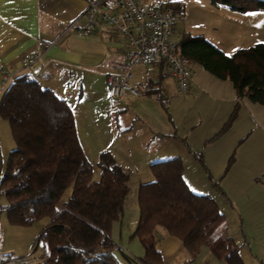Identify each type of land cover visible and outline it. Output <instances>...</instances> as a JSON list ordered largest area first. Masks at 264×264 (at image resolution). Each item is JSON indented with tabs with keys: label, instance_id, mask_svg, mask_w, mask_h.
I'll return each mask as SVG.
<instances>
[{
	"label": "trees",
	"instance_id": "obj_1",
	"mask_svg": "<svg viewBox=\"0 0 264 264\" xmlns=\"http://www.w3.org/2000/svg\"><path fill=\"white\" fill-rule=\"evenodd\" d=\"M209 2L238 12L264 11V0ZM177 50L215 77L229 80L238 97L264 105V42L228 55L203 35L182 31ZM236 113L237 105L216 135ZM0 116L7 121L13 139L0 172V196L5 199L0 214L5 212L9 224L24 227L47 218L38 236L43 245L37 264H163L155 247L157 226L180 239L191 252L207 245L226 264H244L231 236H213L223 219L218 203L188 187L179 157L152 162L154 179L138 186V217L131 237L140 240L144 255L134 257L111 236L113 223L123 216L129 173L103 150L97 157L99 178L92 179V164L78 139L70 105L24 73L13 77L3 90ZM184 144L204 167L201 154ZM208 179L223 195L219 182L210 175ZM68 187L69 196L60 202Z\"/></svg>",
	"mask_w": 264,
	"mask_h": 264
},
{
	"label": "crops",
	"instance_id": "obj_2",
	"mask_svg": "<svg viewBox=\"0 0 264 264\" xmlns=\"http://www.w3.org/2000/svg\"><path fill=\"white\" fill-rule=\"evenodd\" d=\"M88 1L0 0V78L7 72L10 74V82L16 75L28 73L42 87L51 89L57 96L63 98L70 105L74 114V104L69 102V99H73V101L75 99L72 94L73 85H71V83L73 84L72 77L75 75L72 74L71 70L80 74L81 71L88 73L96 69L104 77L105 82L106 74L113 70L108 62L124 60L127 54L125 38L104 24H98L87 35L78 32L77 28L85 24V17L82 16V12ZM211 7L223 13L222 17L231 19L232 26L239 31L236 33L233 29V33H236L234 38H237L227 41V44L219 39L220 42L214 36L212 38L206 33L201 34L224 53L228 54L238 48L264 42V11L238 12L223 6ZM73 20H75V26L66 30L67 25ZM180 29L179 26L178 30ZM216 29L217 27L213 26L212 30L216 31ZM38 40L52 41L53 44L45 50L41 64L24 68L23 62L27 57L36 52L44 51V48L38 45ZM200 68H202L200 64L193 61L190 63V88L186 93L181 94L160 65L146 66L149 74L143 80L133 78L144 84L145 92L132 98L124 96L119 100H112L119 108L125 107V105L136 108L146 99L147 95L153 93L159 102H168L169 118L166 121L168 125L164 123L161 128L156 126L139 128L134 123L139 114L133 110L130 116L132 121L129 125L120 128L122 129L119 130L121 134L115 132L106 138L105 145L116 161L118 159L114 150L121 151V155L126 156V158L121 156L120 161H149L151 164L154 161L179 157L181 161H187L189 165L186 169L184 164L182 171L188 187L196 193L210 196L215 200L217 197L222 198V195L216 193L212 188L208 175L212 178L218 177L220 172L217 171H221L222 164L216 165L215 161H226L229 149L227 150L225 145L215 143L217 140H212V137L220 129L221 124L235 105L237 108L239 107L238 116L247 113L252 116V110L261 111L264 109L260 106L262 104L257 105L246 97H238L229 80L209 79ZM86 76L84 73L76 75L74 85L78 82L83 85ZM132 76L131 70V78ZM245 98L246 101L243 100ZM79 100L80 96L75 102L77 106H79ZM182 102L186 104L183 105ZM174 117L176 118L174 119ZM187 117H190V121H186ZM0 124H2V131L5 133L3 130L5 125ZM89 136L90 133L85 131L84 138L87 141ZM78 139L85 153L79 135ZM93 143L96 147L99 144L103 146L98 137ZM140 143H142L141 148H139ZM184 143L188 144L191 151L201 154L204 163V167L201 165L203 168L189 153ZM114 144L116 145L113 150ZM103 149L105 148H96L98 152ZM137 151H150V153L144 152L141 156L140 153L133 156ZM2 158L3 153L0 146V161ZM150 164L143 173H139V184L151 182L154 179ZM257 177L255 175L248 177V179L245 178L243 182L234 178V180L232 179L233 182H230L231 177H226L225 174V178L221 180V185L219 183L226 199L233 202L243 200L238 209L242 242L237 245L238 254L244 264L247 263L246 259L249 260L248 264H264V196L261 195V191H264L262 189L264 182ZM256 179L258 180L256 181ZM255 182L259 184V194L247 187V184L253 185ZM120 223H118L119 229L121 228ZM9 226L10 231L23 233L18 231L22 230L23 226L11 224ZM169 245L179 247L183 243L176 236L171 235L167 237L164 247ZM9 251V249L3 251L4 256L2 255L1 262L5 259L17 261L12 260ZM30 252L28 250L25 252L26 255L22 256L26 257V260L19 261L30 263ZM222 261L224 262L222 264H226L224 260Z\"/></svg>",
	"mask_w": 264,
	"mask_h": 264
},
{
	"label": "rangeland",
	"instance_id": "obj_3",
	"mask_svg": "<svg viewBox=\"0 0 264 264\" xmlns=\"http://www.w3.org/2000/svg\"><path fill=\"white\" fill-rule=\"evenodd\" d=\"M166 3H180L183 5V13L181 17L177 19V24L181 29L176 32V39H178L182 31L191 35H201L206 33L209 37L213 38L214 36L217 40L220 39L225 42V44H227V41L237 38H234V34L239 31L237 28L232 26L231 19L228 17H222L223 13H220L218 10L212 8L209 0L147 1V4L150 7H158ZM213 26L217 27L216 31L212 30ZM233 29L236 33H233ZM232 53L233 52L228 54L230 55ZM200 69L205 73L206 76L209 77V79H219L202 68ZM71 71L75 76L81 75L82 73L87 75L83 85H81L79 82L74 85L76 81L74 79L75 76L72 77V94L75 96V99L74 101L73 99H69V102L74 104V118L76 123L75 127L77 129L79 138H81V141L84 145L86 153L85 155L92 164V179L96 180L99 178L100 173L99 166L97 165L98 154L103 150L109 151L106 149L105 145L106 138H109L115 132L121 134L119 130L122 129L120 128L127 127L132 121L130 120V116L133 110L139 114V117L134 120L135 125H138L139 128H144L145 126H156L157 128H161L164 123H167L168 125V122H166L169 118V109L167 108L168 102H159V100L155 98V95L151 93V95H147L146 99L141 104H138L136 108L126 107L127 105H125V107L119 108L115 105V101L108 96L105 90L104 77L101 76L99 71H96V69L88 73L81 71L79 72L80 74H77L73 70ZM132 73V79L134 78L138 80H143L144 77L149 74L146 66L141 64L133 66ZM79 96V106H77L75 102L78 100ZM243 100L246 101V98ZM182 104L185 105L186 103L182 102ZM256 104L260 105L258 103ZM260 106L262 109H264V105ZM238 108L236 116L230 121L229 126L223 132L219 133L218 135L214 134L212 137V140H217L215 143H220L222 146L225 145L227 150L229 149L227 152L228 155L226 161H215L216 165L222 164L221 171H217L220 172L219 175H217L218 177H213L214 180H217L220 183V185L221 180L225 178V174L226 177H231L230 182H233L232 179L234 180V178H236L235 180L237 181L243 182L245 178L248 179V177H254L255 175L258 176V179L260 178L262 182H264V110L260 111L254 109L251 113L252 116H250L248 113L238 116ZM230 113L227 115L220 128ZM175 118L176 117H174V119ZM0 121V123L5 125L3 129L5 130V133H3L2 124H0V146L3 153V158L0 161L1 172L7 159L9 150L13 147V139L7 121L1 116ZM186 121H190V117H187ZM219 130L220 129H218V131ZM85 131L90 133L88 141L84 138ZM218 131H216V133ZM96 137L99 138L104 147L102 144H99L97 147L94 145L93 142H95ZM115 145L116 144L113 145L112 149L115 148ZM139 145V148H141L142 143ZM96 148L105 149L98 152ZM144 152L146 154L150 153V151H137L133 156H136L139 153L141 156ZM114 154L118 159V161H116V159L115 161L121 166V168L129 173V190L125 197L124 212L122 220L120 221L121 228L119 229V222H114L111 236L114 240V243L122 250L129 252L134 257H142L144 255V247L140 240L137 237H131V234L138 217L137 190L139 186V175L148 168L147 166H149L150 163L149 161H120L121 156H123V158H126V156L121 155L122 152L118 150H114ZM184 164L187 169L189 166L187 161H182V166H184ZM258 179H256V181ZM253 185L247 184V187L259 194L260 192L258 182H255ZM262 189H264V187H262ZM69 194L70 187H68L63 192L60 202L64 201L69 196ZM261 195L264 196V191H261ZM215 200L218 202V207L223 215V219L218 225L216 231L213 233V236L217 238L231 236L236 244H240L242 239L240 237V217L238 214V209L240 208V202L243 200L241 199L240 201L233 202L229 199H226L223 195L222 198L217 197ZM3 201H5L4 197L0 196V202ZM46 224L47 218H40L34 221L30 226H23L22 230H18L22 231L23 233H14V230L10 231V224L6 218L5 212L1 213L0 259L3 258V251L6 249L10 250L9 252L11 253L9 255L12 256V258L18 256L22 257L26 255V251L30 250L31 252L29 254L31 255V262L24 263L25 261L21 262L19 260L11 261L5 259L3 262L0 261V264H37L42 258L40 253L43 245L42 240L39 239L38 236ZM169 236H171V234H169L162 226L156 227L155 247L161 252L162 257L164 256L163 264L224 263L222 259L219 260V258L209 249L207 245L200 246L195 252L189 251L188 248L183 245L179 247L170 245L168 247H164V243H166L167 237ZM246 262V264H248L249 260L246 259Z\"/></svg>",
	"mask_w": 264,
	"mask_h": 264
},
{
	"label": "built area",
	"instance_id": "obj_4",
	"mask_svg": "<svg viewBox=\"0 0 264 264\" xmlns=\"http://www.w3.org/2000/svg\"><path fill=\"white\" fill-rule=\"evenodd\" d=\"M183 13L180 3H166L158 7H150L145 0H89L82 16L85 24L77 28L82 35H87L98 24H104L123 36L127 43V54L124 60H111L108 64L113 70L105 76V87L111 99L129 98L145 92L141 82L131 78L134 65H160L164 73L176 85L179 93H186L191 83V58L178 52L179 29L177 19ZM75 26L71 21L67 29ZM44 51L27 57L23 67H31L43 62V54L53 42L38 40ZM10 74L5 72L0 78V96L9 83ZM26 260V257L12 258Z\"/></svg>",
	"mask_w": 264,
	"mask_h": 264
}]
</instances>
